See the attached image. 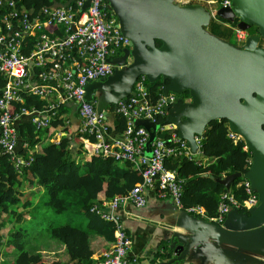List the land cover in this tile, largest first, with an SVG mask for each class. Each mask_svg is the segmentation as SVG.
<instances>
[{
    "label": "built area",
    "instance_id": "2783aa9c",
    "mask_svg": "<svg viewBox=\"0 0 264 264\" xmlns=\"http://www.w3.org/2000/svg\"><path fill=\"white\" fill-rule=\"evenodd\" d=\"M84 2L71 0L67 4L44 5L32 13L23 5L18 6L15 0H0V75L5 79L0 92V154L6 155L17 170L28 165L31 158L18 154L17 120L28 115L37 127H48L56 108L61 103L73 101L81 120L78 142L84 152L130 162L140 172V180L127 192L102 198L90 208L113 224L111 247L104 253L101 264H128L131 238L115 209L127 202L137 207L145 206L149 190H157L159 196H169L177 208L200 214L219 225L233 207L247 210L255 206L258 194L243 172L234 188L242 190L245 196L239 199L230 187L222 191L216 215L207 216L199 205H183V179L166 162L169 158L180 157L203 159V134L194 135L196 148L192 151L175 125L164 123L167 106L176 100L177 94L172 91L164 94L163 82L154 95L147 78L144 75L137 78L134 92L119 99L112 111L124 119L122 130L112 134L106 115L96 109L95 99L86 97L85 84L112 74L116 64L109 58L130 47V40L119 29L109 0H89L87 6ZM179 2L201 4L209 12L210 20L229 28L230 38L232 36L238 45L252 33L249 28L239 26L238 20L218 15L217 10L230 6L231 0ZM26 94L48 96L47 112L35 107H15L16 102H23ZM139 120H148L155 128H147ZM227 136L234 143L241 141L242 148L250 151L243 136L228 125Z\"/></svg>",
    "mask_w": 264,
    "mask_h": 264
},
{
    "label": "water",
    "instance_id": "95a60500",
    "mask_svg": "<svg viewBox=\"0 0 264 264\" xmlns=\"http://www.w3.org/2000/svg\"><path fill=\"white\" fill-rule=\"evenodd\" d=\"M88 3L85 0L84 6ZM109 3L131 47L109 61L122 63L128 55L131 61L115 67L112 74L87 82L86 97L93 99L92 89L101 88L106 101L115 106L134 92L133 84L140 75L149 82L160 78L164 94H177L167 106L164 123H173L192 151L196 148L195 134L202 135L210 121L225 119L230 129L243 136L251 153L243 176L257 192L258 203L246 211L233 207L222 225L174 206L178 215L175 223L185 233L173 232L170 247L175 256L158 264L185 258H199L204 264L212 256L217 261L220 251L227 255V264H239V258L264 264L259 258L264 259V45L260 41H264V0H231L230 6L217 10L222 18L238 20L242 28L256 27L238 46L207 30L209 12L197 2ZM184 91L189 94L187 101L181 97ZM100 107L96 105L98 111H102ZM138 122L155 128L148 120ZM240 175L234 172L220 181L229 188ZM222 243L233 248H223Z\"/></svg>",
    "mask_w": 264,
    "mask_h": 264
},
{
    "label": "trees",
    "instance_id": "16d2710c",
    "mask_svg": "<svg viewBox=\"0 0 264 264\" xmlns=\"http://www.w3.org/2000/svg\"><path fill=\"white\" fill-rule=\"evenodd\" d=\"M18 6H24L32 13L37 12L42 6L50 4H63L66 0H15ZM207 30L211 33L229 39L230 30L215 20H210ZM255 31L256 27L253 28ZM251 30V32H253ZM158 43V42H157ZM4 77L0 75V92L4 85ZM148 82V81H147ZM151 92H158L162 80L158 78L154 82H148ZM183 100H189L188 91L181 95ZM46 102L34 95H24L23 102H16L15 107L25 106L30 108L42 107ZM58 119L51 120L48 127H37L30 119H24L18 126V133L27 147L21 149L25 158H31L30 163L17 170L6 155L0 154V214L5 212L13 214L15 220L23 218V212H15V205L28 208L31 214L30 221H34L38 215L39 201L33 204L30 190L33 192L39 186L48 196L44 204L47 206L44 215V226L53 240L62 244L70 258L77 261L76 264H89L92 249L89 246L88 235L91 231L113 239V224L110 220L103 219L99 213L91 210V206L100 202L98 194L104 190L106 198L114 194L127 192L140 180V172L133 168L130 162H119L110 157H102L98 153L84 154L82 164L76 162L69 152V139L62 137L58 142L49 140L51 127L57 124ZM115 129L119 132L124 127V119L116 116ZM49 133V134H48ZM48 134V135H47ZM203 159L169 158L166 165L173 168L176 174L183 179L181 199L185 207L199 205L204 208L207 216H214L220 200V194L226 190L225 184L220 181L234 172H245L249 166L250 151L242 148V142L234 143L227 136V122L225 119L210 121L203 132L201 143ZM241 175L230 183L231 191L239 198L245 193L235 189V183ZM27 191V193H25ZM25 196L22 200L21 197ZM54 214L75 212V223L66 222L56 224L53 221L49 209ZM241 211H246L242 208ZM55 223V224H53ZM25 227V226H24ZM19 230L10 229L6 238L0 234V247L14 245L17 254L13 262H5L0 258V264H53L47 259H41L39 252H29L25 249V242L18 241L16 235ZM8 253V252H7ZM171 255L167 252V256Z\"/></svg>",
    "mask_w": 264,
    "mask_h": 264
},
{
    "label": "crops",
    "instance_id": "0c3cea01",
    "mask_svg": "<svg viewBox=\"0 0 264 264\" xmlns=\"http://www.w3.org/2000/svg\"><path fill=\"white\" fill-rule=\"evenodd\" d=\"M183 1V0H179ZM114 11V10H113ZM115 13V12H114ZM116 15V14H115ZM117 18V15H116ZM118 23V19H117ZM131 47L124 48L112 57H121L125 50H129ZM128 57L130 60H128ZM131 61V56L128 55L122 63H115L116 67H120L123 64H127ZM137 80V79H136ZM136 82V81H135ZM134 82V84H135ZM133 84V87H134ZM98 87V86H95ZM94 88V87H93ZM34 95V94H29ZM41 100L46 102L45 105L39 107L43 112H47L46 108L49 105L48 96L40 97L34 95ZM52 97V96H51ZM92 98L95 99L96 105L101 106L102 112L106 115L109 123L110 130L112 134H116L115 120L116 115L113 114L114 105L111 102L106 101L104 90L101 88L92 89ZM35 107V106H32ZM31 108V107H30ZM36 108V107H35ZM58 119L57 124L52 126L50 131L52 132L49 140H56L58 142L62 137H67L69 139V152L75 158L76 162L82 164L81 168L85 171V166L83 164L85 160L84 150L78 142V129L80 127V117L78 114L76 103L73 101L61 103L57 108L55 114L52 116L51 120ZM24 119H29V116L24 115L20 117L15 126L18 128L20 122ZM50 120V121H51ZM63 130V131H62ZM60 133V135L58 134ZM49 134V133H48ZM47 134V135H48ZM23 145V146H22ZM28 144H23V139L18 137V154L23 158L24 154L21 153L23 147H27ZM100 199H106L104 195V190L100 191L98 194ZM175 204L172 199L167 197L159 196L157 190H149L147 193V204L145 206L137 207L131 202H127L118 206L115 209L116 214L122 220L125 225L128 234L131 238V245L128 250V264H158L160 262H165L171 257L175 256L173 248L170 247L171 236L173 232L185 233V230L178 227L175 223L177 218V211L174 208ZM106 211L109 210L108 207L104 208ZM196 216L202 217L200 214H195ZM205 219V218H204ZM51 240L46 243H36L35 241L28 240L25 244V249L29 252H39L41 259H47L48 262L52 261L53 264H76L77 261L70 258L64 246L58 241L53 240L49 235H47ZM89 246L92 249V254L90 256L89 264H101V260L104 257V253L110 249L112 240L105 238L103 235L97 234L94 231L88 235ZM208 240H211L208 238ZM223 248L231 250L233 247L229 244L222 243ZM10 262L14 261L16 254H13L15 250L14 245L7 246ZM5 249L1 248L0 258H4ZM167 252L171 255L167 256ZM219 252V251H218ZM218 260L214 261V256L210 257L204 264H227V255L220 251L218 253ZM262 260L263 257H259ZM178 262H189L191 264H200V259H178L173 263ZM172 263V264H173ZM239 264H251L250 261H245L242 258L238 259ZM255 264H263V262L257 261Z\"/></svg>",
    "mask_w": 264,
    "mask_h": 264
},
{
    "label": "rangeland",
    "instance_id": "374dc122",
    "mask_svg": "<svg viewBox=\"0 0 264 264\" xmlns=\"http://www.w3.org/2000/svg\"><path fill=\"white\" fill-rule=\"evenodd\" d=\"M251 30L253 31L254 27L251 26L250 27ZM230 42H232L233 44L237 45V42L235 41V39L231 36V38L229 37L228 39ZM262 43H264V41L261 39L260 40ZM128 60L129 57H128ZM154 135V131L151 132V136ZM198 157H201L200 154L197 155ZM43 188L41 186H39L37 189H35V191H31L30 190V194L31 195V199L33 204L37 203L39 201V207H38V215L36 216V218H34V221H30V217L31 214H29V212L25 211L30 207H23L22 205H15V212H23V218L19 219V220H15L16 217H14L13 214H9V213H5L2 212L0 214V234H4V238H6V234L7 232L14 228L19 230L16 238L18 241H24L25 244H27L28 240L31 241H35L36 243H46L47 241H50L51 239L47 236L48 230L45 229L44 226V215L47 214L45 213V209L47 208V206L44 204V201H47L48 196L43 192ZM25 193H27V191H25ZM22 200L25 199V196L21 197ZM49 213L52 214L53 216V221L56 224H64L66 222H71V223H77L76 220H79V217H76V213L73 212L70 215H67L66 213H59V214H54L53 209L50 208L49 209ZM53 223V224H55ZM55 224V225H56ZM25 226V227H24ZM1 248L5 249L6 248V244L2 243L1 247H0V251ZM5 251V250H4ZM8 252V251H7ZM7 252H5V254L3 255V259L6 260L5 262H10L9 260V255ZM10 252V251H9ZM13 254H17V250H13L12 252Z\"/></svg>",
    "mask_w": 264,
    "mask_h": 264
},
{
    "label": "clouds",
    "instance_id": "9594fccd",
    "mask_svg": "<svg viewBox=\"0 0 264 264\" xmlns=\"http://www.w3.org/2000/svg\"><path fill=\"white\" fill-rule=\"evenodd\" d=\"M4 155V154H3ZM193 214V213H192ZM203 218V217H202ZM208 220V219H207Z\"/></svg>",
    "mask_w": 264,
    "mask_h": 264
},
{
    "label": "flooded vegetation",
    "instance_id": "af4514ba",
    "mask_svg": "<svg viewBox=\"0 0 264 264\" xmlns=\"http://www.w3.org/2000/svg\"><path fill=\"white\" fill-rule=\"evenodd\" d=\"M251 30V28H249Z\"/></svg>",
    "mask_w": 264,
    "mask_h": 264
}]
</instances>
